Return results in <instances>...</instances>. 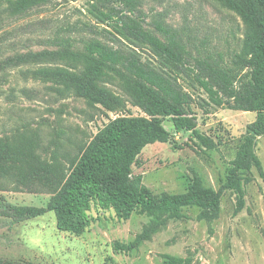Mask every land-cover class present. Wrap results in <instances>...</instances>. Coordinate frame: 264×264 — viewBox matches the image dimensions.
Returning a JSON list of instances; mask_svg holds the SVG:
<instances>
[{
    "label": "rangeland",
    "instance_id": "rangeland-1",
    "mask_svg": "<svg viewBox=\"0 0 264 264\" xmlns=\"http://www.w3.org/2000/svg\"><path fill=\"white\" fill-rule=\"evenodd\" d=\"M118 2L104 8L99 0H47L9 16L6 0H0V60L17 52L62 51L51 44L61 37L79 49L90 41L128 50L108 22L93 14L97 8L127 7ZM136 11L144 29L160 35L154 28L160 21L177 32L189 56H209L227 67L233 58L237 68L247 65L264 35V0H138ZM66 51L71 53L66 60L39 55L0 69V206L43 209L22 222L0 215V264H162L171 257L181 259L178 264H264V136L256 146L263 173L255 167L238 172L249 178L242 210L234 214L233 190L220 191L256 113L231 109L232 100L222 94V103L214 104L197 80L204 75L192 59L184 67H166L198 131L216 143L208 149L191 131L173 130L170 117L152 112L116 81L88 80L72 60L78 53ZM136 56L159 67L148 50L136 49ZM151 114L171 136L141 150L130 182L155 197L189 189L220 192L219 205L170 211L137 207L126 219L111 209L92 208L93 221L81 233L58 230L52 197L82 153L111 120ZM134 241L131 250H113L115 242Z\"/></svg>",
    "mask_w": 264,
    "mask_h": 264
},
{
    "label": "trees",
    "instance_id": "trees-1",
    "mask_svg": "<svg viewBox=\"0 0 264 264\" xmlns=\"http://www.w3.org/2000/svg\"><path fill=\"white\" fill-rule=\"evenodd\" d=\"M44 1L47 0H6L4 10L9 16H15ZM113 1L99 0L104 8ZM119 1L127 7H109L105 11L97 8L93 14L99 20L108 22L116 35L126 42L128 50L90 41L84 42L79 49L71 39L61 37L51 44L54 48H63L62 51L44 49L38 52H17L0 60V69L30 62L31 57L39 55L47 58L60 55L63 56L61 59L66 60L67 55L71 54L66 49H71L78 53L77 58L72 60L82 68L88 80L116 81L126 91L137 95L152 112L170 117L173 130L191 131L202 146L213 149L216 143L198 131L196 118L171 77V65L184 67L192 59L204 75L198 76L197 80L214 104L220 105L224 95L232 100L231 109L256 113L255 119L248 123L241 137L227 180L220 189L235 192L237 199L234 214H237L244 207V185L249 182V178L242 179L238 172L250 171L255 167L263 173L256 146L258 139L264 136V35L247 65L237 68L238 63L233 58L231 67H227L219 60L210 62L209 56H189L177 32L160 21L154 25L156 33L160 35L144 29L135 17L138 0ZM136 49H145L154 54L159 60V67L142 62L136 56ZM166 67L171 69L169 74L163 71ZM151 115V118L127 116L111 120L100 131L92 146L82 153L66 183L52 197L50 209L54 211L58 230L81 233L93 221L90 213L92 208L111 209L118 218L126 219L137 207L170 211L190 205L212 208L219 205L220 192L189 189L182 194L155 197L148 189L138 188L130 182L131 166L141 150L147 144L167 141L171 136L162 121L155 114ZM42 211L32 206H0V215L11 217L14 222L36 217ZM136 246L137 241L129 244L115 242L113 250L128 251ZM180 261L179 258L171 257L162 264H178Z\"/></svg>",
    "mask_w": 264,
    "mask_h": 264
}]
</instances>
